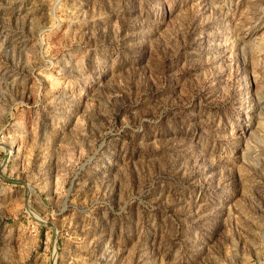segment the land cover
Masks as SVG:
<instances>
[{
	"label": "rangeland",
	"instance_id": "1",
	"mask_svg": "<svg viewBox=\"0 0 264 264\" xmlns=\"http://www.w3.org/2000/svg\"><path fill=\"white\" fill-rule=\"evenodd\" d=\"M0 264H264V0H0Z\"/></svg>",
	"mask_w": 264,
	"mask_h": 264
}]
</instances>
